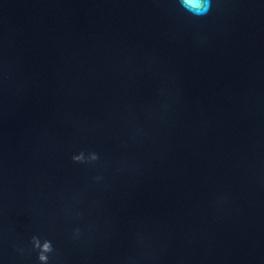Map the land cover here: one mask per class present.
<instances>
[{"label": "water", "instance_id": "95a60500", "mask_svg": "<svg viewBox=\"0 0 264 264\" xmlns=\"http://www.w3.org/2000/svg\"><path fill=\"white\" fill-rule=\"evenodd\" d=\"M33 236L264 264V0H0V264H41Z\"/></svg>", "mask_w": 264, "mask_h": 264}, {"label": "clouds", "instance_id": "9594fccd", "mask_svg": "<svg viewBox=\"0 0 264 264\" xmlns=\"http://www.w3.org/2000/svg\"><path fill=\"white\" fill-rule=\"evenodd\" d=\"M182 6L191 12L193 15L202 16L206 14L210 9V0H181ZM86 157L84 152H80L73 156L74 161H85ZM88 160H96L98 156L95 152H92L87 157ZM33 247L39 249L38 260L41 264H47L49 260L48 253L53 251V246L50 240L45 239L43 243L37 236L32 237Z\"/></svg>", "mask_w": 264, "mask_h": 264}]
</instances>
